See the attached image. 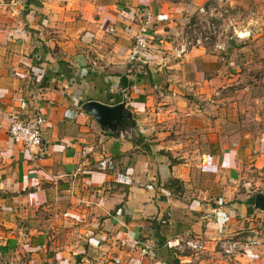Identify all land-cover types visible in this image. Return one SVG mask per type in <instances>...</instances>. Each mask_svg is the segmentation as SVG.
I'll return each instance as SVG.
<instances>
[{"label": "crops", "instance_id": "crops-1", "mask_svg": "<svg viewBox=\"0 0 264 264\" xmlns=\"http://www.w3.org/2000/svg\"><path fill=\"white\" fill-rule=\"evenodd\" d=\"M212 1L0 0V264H264V211L255 208L264 135L224 127L209 88L221 53L181 52L178 41L179 23ZM143 26L152 41L130 63ZM89 101H126L136 136L101 127L82 109ZM15 113L47 119L43 149L12 141ZM56 210L88 218L77 260L49 254V235L63 226ZM252 230L261 247L240 257L216 249ZM187 232L208 251L176 253L174 238ZM124 234L149 257L123 246Z\"/></svg>", "mask_w": 264, "mask_h": 264}, {"label": "rangeland", "instance_id": "rangeland-1", "mask_svg": "<svg viewBox=\"0 0 264 264\" xmlns=\"http://www.w3.org/2000/svg\"><path fill=\"white\" fill-rule=\"evenodd\" d=\"M202 8L179 23L178 41L221 53L222 69L218 80L209 85L210 99L222 100L217 112L222 111L224 127L232 128L234 137L249 134V139L260 140L264 135V0H218ZM64 215L58 210L53 215L63 226L50 233L49 254L66 251L77 260L87 240L83 225L88 218Z\"/></svg>", "mask_w": 264, "mask_h": 264}, {"label": "built area", "instance_id": "built-area-1", "mask_svg": "<svg viewBox=\"0 0 264 264\" xmlns=\"http://www.w3.org/2000/svg\"><path fill=\"white\" fill-rule=\"evenodd\" d=\"M210 8V7H209ZM202 8L200 12H204ZM112 32L114 28L110 29ZM152 41L150 30L147 26H143L139 33L134 38V45L129 57V62H135L137 56L149 48ZM195 45V44H194ZM188 45H184L187 48ZM157 88V86L155 87ZM47 123V119L42 114L36 113L33 118L22 119L18 113H15L11 117L8 134L12 141L22 145L30 151L44 148V134L43 129ZM46 151H43L45 154ZM43 158V157H40ZM112 169V164L109 166ZM260 233L256 230H252L247 236L238 235L237 237L221 238L216 240V249L220 250L223 255L227 257H240L248 251H252L263 245ZM176 244L173 246V250L176 253H185L191 251L195 254H201L208 251V241L199 238L192 232H187L184 235L174 238ZM122 245L130 248L131 251L139 253L143 258H147L150 255V247L148 245L141 244L137 240L129 237L128 234H124L122 239ZM52 264V263H50Z\"/></svg>", "mask_w": 264, "mask_h": 264}, {"label": "water", "instance_id": "water-1", "mask_svg": "<svg viewBox=\"0 0 264 264\" xmlns=\"http://www.w3.org/2000/svg\"><path fill=\"white\" fill-rule=\"evenodd\" d=\"M152 73L154 74L155 70L152 69ZM154 79V82H156V78ZM82 109L92 115L99 125L108 132L112 134H127L131 137L132 135L136 136V130L138 127L137 121L134 117L133 110L128 107L126 101H123L116 106L107 105L98 101H89L82 106ZM127 123H129V126L125 127ZM263 202V195H257L255 208L264 211V209H262Z\"/></svg>", "mask_w": 264, "mask_h": 264}, {"label": "flooded vegetation", "instance_id": "flooded-vegetation-1", "mask_svg": "<svg viewBox=\"0 0 264 264\" xmlns=\"http://www.w3.org/2000/svg\"><path fill=\"white\" fill-rule=\"evenodd\" d=\"M129 126V123H127L126 125H125V127H128ZM264 203V202H263Z\"/></svg>", "mask_w": 264, "mask_h": 264}, {"label": "trees", "instance_id": "trees-1", "mask_svg": "<svg viewBox=\"0 0 264 264\" xmlns=\"http://www.w3.org/2000/svg\"><path fill=\"white\" fill-rule=\"evenodd\" d=\"M127 82V81H126ZM123 84V83H122ZM262 209H264V204H262Z\"/></svg>", "mask_w": 264, "mask_h": 264}]
</instances>
